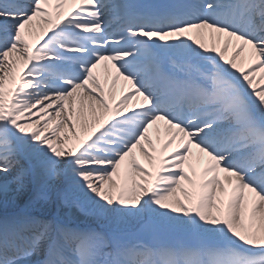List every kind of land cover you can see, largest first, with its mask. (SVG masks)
<instances>
[{
    "label": "snow or ice",
    "instance_id": "snow-or-ice-1",
    "mask_svg": "<svg viewBox=\"0 0 264 264\" xmlns=\"http://www.w3.org/2000/svg\"><path fill=\"white\" fill-rule=\"evenodd\" d=\"M0 264H264V0H0Z\"/></svg>",
    "mask_w": 264,
    "mask_h": 264
},
{
    "label": "bare ground",
    "instance_id": "bare-ground-1",
    "mask_svg": "<svg viewBox=\"0 0 264 264\" xmlns=\"http://www.w3.org/2000/svg\"><path fill=\"white\" fill-rule=\"evenodd\" d=\"M55 210H56V207L55 206H52L50 208V213L52 215H56V213L54 214V212H56ZM70 211H71L73 217L75 218V222L74 223H77L79 221H81L80 224L93 223V222H95L94 218H92L91 216L85 215L84 212H82L80 210V208H78V207H73V208L71 207L70 210H69V212ZM64 220L66 221L67 218H64Z\"/></svg>",
    "mask_w": 264,
    "mask_h": 264
}]
</instances>
